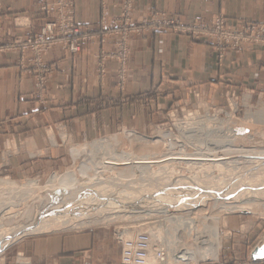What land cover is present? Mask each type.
<instances>
[{
  "label": "crops",
  "instance_id": "0c3cea01",
  "mask_svg": "<svg viewBox=\"0 0 264 264\" xmlns=\"http://www.w3.org/2000/svg\"><path fill=\"white\" fill-rule=\"evenodd\" d=\"M72 1L75 22L93 28L103 16L116 15L121 4V0ZM38 2L0 0L3 39L40 28L45 18L39 15ZM154 11L180 21L210 23L222 14L228 24H264V0H134L136 19H146ZM132 45L124 91L116 86L114 61H107L102 82L96 75L97 54L101 48L112 47L111 43L100 44L93 38L83 41L76 53L57 48L47 52L44 58L54 68L47 78L51 98L45 105L34 101L33 76L15 67L14 55L1 54L0 165L6 164L9 175L41 176L54 169L59 157L58 138L78 142L123 127L144 130L183 97L199 95L221 105L225 93L236 90L264 98L262 46L228 48L219 56L210 45L168 29L144 38L134 36ZM178 78L183 86L177 84ZM37 234L7 251L4 264H118V252L115 257H106L102 238L96 233ZM253 248H226L221 259L212 264H264V257H251ZM11 254L15 255L13 260Z\"/></svg>",
  "mask_w": 264,
  "mask_h": 264
},
{
  "label": "rangeland",
  "instance_id": "374dc122",
  "mask_svg": "<svg viewBox=\"0 0 264 264\" xmlns=\"http://www.w3.org/2000/svg\"><path fill=\"white\" fill-rule=\"evenodd\" d=\"M68 1H71L73 9V1ZM133 3L134 0H121L119 12L116 15H113L111 18L103 16L100 20L99 25L94 28L77 24L74 19L73 10L74 25L79 27L82 32L81 38L79 40V49L73 51L70 48H63L58 44L53 45L45 52H42L40 54V57L37 58L38 61L34 62V55L32 53L33 45L32 43L29 44L27 41L34 37V33L40 32L41 28L47 21L55 19L50 15H43L41 13V0H39L38 12L41 17L45 18V21L38 30L28 31L23 35L19 34L9 39H3L1 31L2 29L0 25V56L2 53H11L12 55H14L15 67H17L18 70L33 76L34 78V101H36L40 105H45L47 100L51 98V94L46 88V83L48 76L51 74L54 68V64L47 62L44 56L53 48H57L59 51H63L66 53H76L81 49L82 42L86 40H91L94 38L97 39L98 43L100 44L111 43L112 47L108 49L101 48L97 54L96 75L99 81L102 82L107 71V61H114V71L117 77L116 86L119 91H124L129 77L128 59L132 52V39L134 36L144 38L148 33L168 29L172 33L182 34L193 39L194 41L203 42L210 45L218 53L219 56L225 49L228 48L236 49L239 47H244L251 49L255 46L264 47V43H242V45L238 47L224 48L221 46H217L211 36L199 37L198 35L189 31V25H200L208 28L212 27L215 24L217 18L223 19V24L226 27L230 28H238L242 23H253L264 26L263 23L240 21L235 24H228L224 15L222 14L216 15L210 23L180 21L177 17L168 16L165 13L159 11L152 12L151 15L146 19L138 20L133 15ZM157 17L163 18V20L166 21L167 25L158 26L156 24H152V22L154 23V19H156ZM15 21L16 17L13 19L14 23ZM18 21L20 22L22 20L20 19ZM120 26L121 28H119ZM38 73H45L42 88L43 91L39 90L40 92H37L38 88H40L37 80ZM177 81L176 82L179 86H183L182 80L180 78H178ZM208 118H210L211 122L203 125V121L207 120ZM232 120L244 121L242 125H238L235 127L236 130H238L237 132H240V134H247L251 129L256 130L261 127L263 128L264 98L250 91H246L245 93H237L236 90L227 91L225 93L224 104L221 105H216L212 101H207L199 95L197 96V98L183 97V99L172 103L164 112L162 117H157V120L151 123V125L144 130L123 127L113 132L101 134L91 139H86L84 141L78 142H71L69 140H65V138L63 137L62 139L58 138L57 144L59 146V157L56 159V165L54 169L46 172L41 176L14 177L7 173L6 164L2 163L0 165V181L11 180L17 183H25L28 181L36 180L40 186H45L49 178H51L54 174H64L66 171L71 169L79 171L81 162L79 157L72 155V150L74 147L78 145L81 146L86 143L109 140V138L120 136L122 133L124 134V132L136 134L139 136L141 135V137L145 138V141L142 142V144L138 146L134 145L133 147L139 149L140 152H146L147 150H150L151 152H161L162 150L166 151V147H168L169 145L171 148H173L172 146L176 143H174L173 145L167 144L166 141L169 140H166V138L164 140L165 142H163L164 138L161 139L162 136H168L170 138L174 137L178 139V143H181L182 140L183 142L189 141V147L202 148L203 150L205 146H211L209 145L210 142L207 141V139H210V137L205 136L207 134V131L205 129H207L208 127L215 129V135L212 136L215 137L217 135L216 137L220 139V134H233V132H227L226 129L221 130L222 126L219 124H226L228 122L230 123ZM189 130L194 131L189 132ZM185 132H188V134ZM202 141L207 142L204 144L202 143ZM128 145L129 142L124 137L123 141L118 146V151H126L128 149ZM236 145L246 148L259 146L264 147V137L259 134H253L246 138L238 139ZM198 150L201 149H196V151ZM159 158H154L153 161H158ZM248 158L249 157L242 158V156L228 157V160L223 161V164L231 165L232 168H228L227 170V168L221 167L222 169H224L221 170V168L219 167L220 169L218 168V171L205 169V172L200 170L202 167L200 165L205 162V160L202 158L192 159V162H195L197 164L196 168L195 166L192 167L185 164L184 161L181 163L180 161H178L180 159H176L173 165H170V161L159 159L160 167L168 166V168L175 169V171L178 173L176 175V177H179L177 181L171 182V194L176 193L177 190H179L178 192L183 191L182 193L188 194V196H185L182 199H176L177 205L179 207H169V211L167 212V214L175 216L181 215L183 216V219L188 220L187 222H189V220L191 219H197L199 223H197V221L196 224L194 222H192L191 224L199 225L198 228L201 227L200 220H205L208 218L207 221L209 222L210 220L211 222V219L213 217L219 218L217 227L220 236V249L218 253L213 256V258L209 257L204 259H189L182 255H176L174 253L172 254L171 251H169V248H173V245L168 244L167 241V244L165 243L166 235H178L180 234V231L179 229H177L178 231L176 230V232H170L171 225H166L167 220L165 219V214L158 213L156 211L157 207L164 203V198L172 197V195L170 196V194H168V189L165 186L161 185H153L151 188L152 190L148 188L150 191H147L148 189H146V192L141 190L136 191L138 194L131 193L133 189L129 190L126 193H122L125 198L133 197L134 199L131 200L134 202L136 201L137 203L135 204H140L139 206L144 209L141 208L135 211L131 210L130 208L135 205L132 201H130L129 198L128 200L125 199L126 201H124V206H120V204H116L113 206L111 205L112 211L107 210V208L100 209L101 205L95 207H89L88 204H86V206H80L82 204L76 201L77 197H79L80 191H76L77 194L74 195L76 199L74 200H70V197L72 196L71 194L68 195L66 192V196H69V202H66L64 205L60 206L61 199L59 197L55 198V196H52L51 198L45 200L44 192H41L38 194V198L42 199V201H40L39 203H34V208H29L30 211L28 213H24L23 216H31L34 214L38 215L37 219H42L44 217L53 218L58 212L62 210V214H65V216L63 217L65 219V223H62L63 227H57L56 225L50 230L35 232L36 235H38L37 233L40 232L77 233L90 231L92 233H96L102 238L101 243L103 244V251L106 257H115L116 253L118 252V264H122V240L132 238L137 233L141 232L147 233L149 234V236H151L153 249L162 248L165 254L163 256V262L156 259V256L154 255L150 258L148 264H212L215 261H218V259H221V255L226 248L228 249L240 246L255 247L256 245H264V210L258 212L246 210L228 211L222 208V204L228 201H232V203L229 204H237L239 203L238 201L243 200L244 198H251L252 196H264V164H262L263 167H260L259 164L256 165V163H253L251 159L245 160ZM153 168L154 170L156 169V167ZM209 171L211 174L205 175V173H209ZM103 175L105 177H112L113 175L116 176L117 173L114 170H106L105 172H103ZM188 176H190L191 179L186 180ZM93 180L95 179L92 178L86 181L90 182ZM114 181H111L109 183L113 184ZM120 182L122 181L120 180ZM128 182H130V180H128ZM184 188H186V190ZM112 190L116 189L112 188ZM142 192L144 196L142 195ZM81 193H84V191H82ZM52 194L53 193H50L49 195L51 196ZM106 194H109L111 196V199L108 200L110 202L113 201L112 196L114 193L107 190L105 191V195ZM38 198H35L34 200ZM114 199L116 200V198ZM99 200L103 199L101 198ZM42 202L44 203L42 204ZM26 204L27 203L25 201L24 204L18 207H12L7 211L6 215L13 214V212H16L18 210H25V208L28 207V205ZM128 205L131 207L129 208ZM193 205H195V207H193ZM41 206L43 209L42 212H40ZM91 210H101L99 212L100 216L107 215L108 213L109 215L96 222H84L77 225L75 223L70 224L69 221H66L68 217L72 218L73 216H86ZM22 220L23 219H21L20 221ZM16 222L9 220L4 225H0V239H2L8 231L14 228L13 225H15V228L17 227L15 224ZM173 222L176 223L178 221L177 219H174ZM189 224L186 225L185 228H187L186 232L189 234L188 242L191 244L196 235H192L193 232L188 228ZM203 230H205V228H203ZM241 232H245L246 236L242 237ZM35 233L33 232L30 234L22 235L11 243H8L6 247H2L0 249V264H4L3 257L5 256L7 251L11 249L13 250L20 240L32 237ZM191 247H193L192 244ZM190 251H193V249L190 248ZM9 258H12L13 260L15 258V255L11 254L9 255ZM18 258V261H20L22 257L19 256Z\"/></svg>",
  "mask_w": 264,
  "mask_h": 264
},
{
  "label": "bare ground",
  "instance_id": "6f19581e",
  "mask_svg": "<svg viewBox=\"0 0 264 264\" xmlns=\"http://www.w3.org/2000/svg\"><path fill=\"white\" fill-rule=\"evenodd\" d=\"M209 122H211L210 118L204 120L203 125H206ZM243 123L244 121L237 120H232L230 123L228 122L226 124L220 123L219 125L222 126H219L221 127V130L226 129L227 132H233V134H220V139L216 137L217 135L215 137L212 136L215 135V129L210 127L205 129L207 131V134L205 133V136L210 137V139H207V141L210 142L209 145H211L212 147L205 146L203 150L202 148L189 147V141L183 142L182 140L181 143H178V139L174 138L173 136H171L173 138L162 136L161 139L164 138L163 142H165L164 140L167 138L166 140H169L166 141L167 144L173 145L174 143H176L172 146L173 148H171L170 145L168 147H166L165 145L166 151L162 150L161 152H151L150 150H147L146 152H140L139 149L133 147L134 145L138 146L142 144V142L145 141V138L141 137V135L139 136L136 134L124 132V134L122 133L123 135L121 134L120 136H114L112 138H109V140L86 143L84 145H78L74 147L72 150V155L79 157L81 162L79 171L71 169L66 171L64 174H54L51 178H49L48 182L46 181L47 184L45 186H40L36 180L28 181L25 183H17L11 180L0 181V225H4L9 220L13 222L17 221L15 223L17 227L15 228V225H13L14 228L8 231L4 235V237L0 239V249L2 247H6L8 243H11L22 235L30 234L33 232L35 233L42 230H50L56 225L57 227H63L62 223H65V219L63 218L65 214H62V210L58 212L53 218L44 217L42 219H37L38 215L34 214L31 216H23L24 213H28L30 211L29 208H34V203H39L40 201H42V199L38 198V194L41 192H44L45 200L51 198L52 196H55V198L59 197L61 199L60 206H62L66 202H69V196H66V192L68 195L71 194L72 197H70V200H74L76 199V197L74 196L77 194L76 191H80L79 197H77L76 199L77 202H80V204H82L80 206H86V204H88L89 207L101 205L100 209L107 208V210L112 211L113 205L120 204V206H124V201L128 200V198L130 199V201H132L131 199H134L133 197L125 198L122 193H126L129 190L133 189L131 193L138 194L136 191L141 190L146 192V189H151L153 185H161L165 186L168 189L166 190L169 191L168 194H170V196L172 195V197L164 198V203L158 206L156 211L158 213L165 214V219L167 220L166 225H171L170 232H176L177 229H179L180 231V234L178 235L171 233V235H166L165 243L167 241L168 244L173 245V248L170 247L169 251H171L172 254L174 253L176 255H182L189 259H204L209 257L213 258V256L216 255L220 249V236L217 227L219 218L213 217L211 219V222L209 220L210 223L207 221L208 218L205 220H200L201 227L198 228L199 225H195L198 221L197 219H191L189 220V222H187L188 220L183 219V216L181 215L175 216L167 214V212L169 211V207H179L177 205L176 199H182L185 196H188V194L182 193L183 191L178 192L179 190H177L176 193L171 194V182L177 181L179 177H176V175L178 173L175 171V169L168 168V166L160 167L159 159L170 161V165H173L176 159H180L178 161H180L181 163L184 161L185 164L192 167L195 166L196 168L197 164L195 162H192V159L202 158L205 160V162L200 165L202 166L200 170L204 171L205 169H212L218 171L221 167H225L227 168V170L228 168H232L231 165L223 164V161H227L228 157L242 156V158L249 157L245 160L251 159L253 163H256V165L259 164L260 167H263L262 164H264V147L259 146L246 148L236 145V143L238 139L246 138L253 134H259L264 137V127L258 128L256 130L251 129L252 131L250 130V132L247 134H240V132H237L238 130H236L235 127L238 125H242ZM191 131L192 130H189V132ZM185 133L188 134V132ZM124 137L129 142L128 149L126 151L120 152L118 151V146L121 144ZM207 141H202V143L205 144ZM196 149L201 150L196 151ZM154 158L159 159L158 161H153ZM153 167H156V169L154 170ZM106 170H114L116 171L117 175H113L112 177H105L103 175V172H105ZM221 170L224 169L221 168ZM209 174H211L210 171L209 173H205V175ZM92 178L95 179L93 180L95 182L86 181ZM187 179H191L190 176H188L186 180ZM120 180L122 182H120ZM128 180H130V182H128ZM111 181H114V183L110 184L109 182ZM112 188L116 190H112ZM149 189L147 191H150ZM184 189L186 190V188ZM107 190L114 193L112 196L113 201L111 202L108 200L111 199V196L109 194L105 195V191ZM82 191H84V193H81ZM50 193L53 194L50 196ZM142 195L144 196L143 192ZM35 198L38 199L34 200ZM101 198L103 200H99ZM114 198H116V200ZM25 201L27 203L26 205H28L25 210H18L16 212H13V214L6 215L7 211L12 207H18L24 204ZM132 202L135 206L131 207L128 205L129 208L131 207V210L135 211L142 208L139 206L140 204H135L137 203L136 201ZM238 202L239 203L237 204H229L232 203V201H228L222 204V208L228 211L246 210L258 212L264 210V196H252L251 198H244L243 200H240ZM43 203L44 202H42V204ZM195 205H193V207H195ZM42 210L43 209L41 206L40 212H42ZM100 211L101 210H91L86 216L83 217H76L72 215L73 217H68L66 221H69L70 224L75 223L77 225L84 222H96L109 215L108 213L107 215L100 216ZM21 219L23 220L20 221ZM174 219H177L178 222H173ZM192 222H194L195 224H191ZM197 223H199V221ZM188 224V228L193 232L192 235H196L195 239L191 243L193 247H191V244L188 242L189 234L186 232L187 228H185V226ZM202 227L205 228V230H203ZM190 248H192L193 251H190ZM152 256H154V254L153 250H151L150 247L147 258L148 262Z\"/></svg>",
  "mask_w": 264,
  "mask_h": 264
},
{
  "label": "built area",
  "instance_id": "2783aa9c",
  "mask_svg": "<svg viewBox=\"0 0 264 264\" xmlns=\"http://www.w3.org/2000/svg\"><path fill=\"white\" fill-rule=\"evenodd\" d=\"M43 15H50L52 18L47 21L40 32L34 33V37L27 42L32 43L34 62H37L42 52H45L53 45H60L63 48H70L73 51L79 49L81 30L74 25L72 3L68 0H41L40 6ZM129 24V23H126ZM158 26L167 25L163 18L154 19ZM189 31L199 37H212L217 46L238 47L242 43H264V26L253 23H242L238 28L226 27L223 19L217 18L212 27L200 25H189ZM121 28V26L119 27ZM183 31V29H182ZM246 41V42H243ZM45 73H38L37 92L43 91ZM39 91V92H40ZM151 236L147 233H137L133 238L122 240V264H148V254L151 247L156 259L163 262L165 255L162 248H152Z\"/></svg>",
  "mask_w": 264,
  "mask_h": 264
},
{
  "label": "water",
  "instance_id": "95a60500",
  "mask_svg": "<svg viewBox=\"0 0 264 264\" xmlns=\"http://www.w3.org/2000/svg\"><path fill=\"white\" fill-rule=\"evenodd\" d=\"M262 250H264V245H260V246L256 245L251 252V257L253 259L263 258L264 257V251H262Z\"/></svg>",
  "mask_w": 264,
  "mask_h": 264
},
{
  "label": "snow or ice",
  "instance_id": "6c2138e0",
  "mask_svg": "<svg viewBox=\"0 0 264 264\" xmlns=\"http://www.w3.org/2000/svg\"><path fill=\"white\" fill-rule=\"evenodd\" d=\"M262 251H264V250H262Z\"/></svg>",
  "mask_w": 264,
  "mask_h": 264
}]
</instances>
